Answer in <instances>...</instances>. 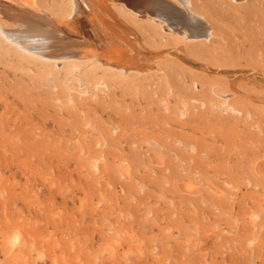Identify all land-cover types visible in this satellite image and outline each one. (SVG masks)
I'll list each match as a JSON object with an SVG mask.
<instances>
[{
	"label": "rangeland",
	"instance_id": "obj_1",
	"mask_svg": "<svg viewBox=\"0 0 264 264\" xmlns=\"http://www.w3.org/2000/svg\"><path fill=\"white\" fill-rule=\"evenodd\" d=\"M228 27L229 36L237 38L239 30L233 22H229ZM203 62L191 56L187 60L177 57V87H181L183 79H203L206 82L203 75L217 74L212 69H202ZM225 63L229 70L236 73L230 78L235 83L231 86L242 92L247 101L252 102L250 107L255 108L249 121L229 125L220 122L211 113L201 112L198 118L193 113L195 121L184 125L180 132L178 123L176 128L174 122L162 116L166 124L161 123L160 128L145 122L146 127L152 126L153 129L152 132L148 130L146 135L142 129H133V119L128 117L119 125L120 129L113 132L103 118L113 110H123L121 102L124 99L122 103L131 105L132 111L136 108L132 106L134 98H116L119 106L114 105L117 102L111 103L106 111L98 115L102 118L100 123L91 119V124L86 125L85 119L79 117L81 115L74 116L71 112L47 114L41 106L43 100L36 98L24 99L21 111H3L5 101L0 97V264H231L230 251L235 252L238 245L245 250L251 249L252 243L247 241L254 236L248 214L244 213V205L248 204L246 206L250 211L256 213L264 211V188L260 190L257 204L254 203L253 190L255 185L264 187V176L257 177L252 169L255 160L262 158L264 172V82L251 79L252 69L256 66L254 60L230 59ZM242 75L245 80L241 82L239 78ZM210 78L215 84L227 88L220 79ZM238 83L241 85L238 86ZM177 91L178 105L180 88ZM12 101L20 103L17 99ZM142 113L138 115L151 118ZM257 125L263 129L262 135L258 133ZM133 136L138 140L144 136L148 140L138 141V145L131 147L128 143ZM73 137L88 142L76 145ZM160 137L163 142L159 141ZM116 138H120L119 143L114 141ZM153 139L158 143H154ZM179 140L197 141L199 153L194 156L193 164L197 173L190 175L183 169L184 166L179 168V160L175 161L177 171L151 174L150 170L157 168L152 160L156 152L165 155L164 162L167 164L174 161V151L187 160L188 154L183 151ZM204 152L210 154L209 158ZM226 160L231 165V172L220 174L215 169L222 168L219 165ZM122 163L129 165V181L119 172L117 174V168ZM185 167L187 169V165ZM202 173L219 187L222 186L219 178L228 176L237 188L234 191L226 188L224 199L218 200L204 186ZM189 175L197 190L181 192L180 182L186 181ZM178 183L180 186L177 189ZM101 196L106 199H103L104 203ZM201 196L206 197L209 203L200 202ZM187 204L193 206L191 211ZM202 212L207 218L204 219ZM193 223L197 227L195 232ZM131 232L145 240L142 245L130 238L128 234ZM157 234L163 239L160 251H157L154 239ZM185 235H189L190 242H184ZM109 248L113 249L114 255L109 254ZM245 256H241V261ZM241 261L239 263L243 264L246 259L243 263Z\"/></svg>",
	"mask_w": 264,
	"mask_h": 264
},
{
	"label": "bare ground",
	"instance_id": "obj_2",
	"mask_svg": "<svg viewBox=\"0 0 264 264\" xmlns=\"http://www.w3.org/2000/svg\"><path fill=\"white\" fill-rule=\"evenodd\" d=\"M229 22H233L239 30L237 38L227 33ZM190 56L204 61L202 69H212V72L217 74L203 75L202 78H205L206 82L203 79L201 81L183 79L180 81L181 87H177V57L187 60ZM230 59H244L247 62L254 60L256 66L253 67L252 73H248H251L252 80L264 82V0H0V97L5 101L2 104L3 111H21L24 99L36 98L43 100L41 106L47 114L71 112L74 116L81 115L79 117L85 119V124L90 125L91 119H97V123L101 122L102 118L98 115L106 111L111 103L117 102L116 98L130 96L135 99L132 106L136 108L131 111V105L122 103L124 99L121 102L124 105L123 110H113L103 118L113 132L120 129L119 125L124 119L132 117L135 124L133 129H142V133L147 135V131L152 132L153 129L152 126L146 127L145 122L160 128L161 123L166 124L162 116L174 122L176 128L178 123L181 128L178 130L181 132L184 125L195 121L192 114L196 113L198 118L201 112L211 113L217 116L220 122L234 125L237 122L249 121L255 108L250 107L252 102L247 101L242 92L231 86L235 83L230 78L236 73L227 68L225 62ZM194 64L196 65L195 62ZM210 77L220 79L227 88L215 84ZM239 79L242 82L245 77L242 75ZM240 85L238 83V86ZM177 88L181 91L178 105ZM13 99L20 103L13 102ZM119 103L114 105L119 106ZM142 112L151 118L138 115L143 114ZM160 130L158 132L164 129ZM257 130L262 135L263 129L260 125H257ZM99 134L104 135L101 131ZM147 140L144 136L139 140L133 136L128 145L134 147L138 145V141ZM73 141L76 145L88 142L86 139L81 141L74 137ZM114 141L119 143L120 138ZM152 141L158 143L155 139ZM159 141L163 142L164 139L160 137ZM179 143L188 154L187 160L182 159L179 153L174 151V161L167 164L164 162L165 155L155 151L152 160L157 168H152L151 174L175 172L177 171L175 161L179 160V168L184 166L183 169L190 175L197 173L193 170L194 156L199 153L197 141L179 140ZM204 155L209 158L210 154L204 152ZM261 159L255 160L252 169L254 175L263 178ZM120 165L122 166L117 168L119 169L117 174H122L124 179L129 181L131 179L129 165L127 163ZM219 166L222 168L217 167L215 170L220 174L225 171L231 172V165L227 160ZM202 175L204 186L218 200L224 199L227 189L234 191L237 188L228 176L219 178L222 184L219 187L212 184L205 174ZM191 178L192 176L180 182L181 186L178 183L177 189L179 185L181 192L195 190ZM261 186H253L255 204L259 202L261 188H264ZM114 199L116 200V197ZM200 200L203 204L208 202L203 196ZM105 202L107 204V201ZM246 205L244 213L249 215L247 218L248 222H251V232L254 236L247 242L252 243V248L245 250L238 245L235 252H229V260L231 264H240L241 256L246 254L244 257L246 261L243 263L244 258L241 261L243 264H264V211L259 213L250 211ZM213 206H217L215 202ZM188 207L189 211L193 209L192 205ZM202 216L204 219L207 218L205 212H202ZM193 224L192 229L195 232L197 227L195 223ZM128 235L138 245L145 241L141 240L137 233L131 232ZM216 237L220 239V236ZM189 238V235H185L184 242L189 241ZM154 239L157 251H160L163 239L159 235ZM245 244L248 247L247 243ZM109 249V254L114 255L113 249Z\"/></svg>",
	"mask_w": 264,
	"mask_h": 264
}]
</instances>
